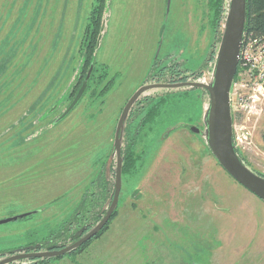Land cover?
Returning <instances> with one entry per match:
<instances>
[{
  "label": "rangeland",
  "instance_id": "obj_1",
  "mask_svg": "<svg viewBox=\"0 0 264 264\" xmlns=\"http://www.w3.org/2000/svg\"><path fill=\"white\" fill-rule=\"evenodd\" d=\"M93 6L0 0V221L11 219L0 225V260L28 247L45 251L31 248L58 234L99 175L114 188L117 122L130 97L152 83L154 63L176 64L192 82L212 79L220 40L208 0H106L84 70L80 48ZM148 97L166 99L147 124L149 108L131 120L136 102L129 113L122 150L127 131L131 138L139 131L134 158L121 167L114 216L78 254L47 264H264V203L220 167L203 135L182 126L205 132L207 92L154 89L139 100ZM243 118H232L236 152L264 176V111Z\"/></svg>",
  "mask_w": 264,
  "mask_h": 264
},
{
  "label": "water",
  "instance_id": "obj_2",
  "mask_svg": "<svg viewBox=\"0 0 264 264\" xmlns=\"http://www.w3.org/2000/svg\"><path fill=\"white\" fill-rule=\"evenodd\" d=\"M225 18L221 28V38L215 53L212 79L206 83L185 82L180 84L151 83L140 87L124 106L115 129L113 152L116 156L114 192L111 205L103 219L78 241L57 250L23 253L12 255L0 260V264H12L22 260H42L61 257L70 253L97 235L110 220L121 189V146L122 133L126 120L134 104L147 91L154 89H203L208 94V106L204 115L205 132L193 125H182L192 134L204 136L210 153L220 167L239 185L252 193L264 203V178L250 171L238 156L233 143V122L230 108V91L237 71L240 51L244 39L246 22V0H228ZM90 73H88L87 78ZM86 88L83 83L71 105L63 115H66L77 104ZM166 136V135H165ZM11 221H0V225ZM36 250V248H34Z\"/></svg>",
  "mask_w": 264,
  "mask_h": 264
},
{
  "label": "trees",
  "instance_id": "obj_3",
  "mask_svg": "<svg viewBox=\"0 0 264 264\" xmlns=\"http://www.w3.org/2000/svg\"><path fill=\"white\" fill-rule=\"evenodd\" d=\"M213 11V20H212V31L214 33V38L220 40L219 30L221 33V25L225 18V13L227 10V1L228 0H208ZM106 0H94V6L90 11L88 17V23L85 27V31L82 37V43L80 51L84 54L83 67L84 70L90 64H93V53L96 48V41L99 34L101 26V18L105 8ZM246 22L244 28V40L248 39H264V0H246ZM221 35V34H220ZM219 37V38H218ZM215 50L211 53V61L214 60ZM159 62L154 63V67L159 68L155 73L151 74L148 80H153L152 83H161V84H173L179 83L181 80L184 81V75L186 71L180 69L176 64H170L169 66H158ZM1 69V68H0ZM4 69V68H3ZM193 74H190V76ZM189 76V77H190ZM188 77V76H186ZM90 77L89 82H92ZM94 82V81H93ZM167 97V96H166ZM164 98V97H163ZM163 98L154 103L153 98H144L143 101L138 100L133 107L130 117L136 118L140 113L149 110L145 113L144 118L142 119V125L151 122L154 117H157L161 114ZM166 99V98H164ZM142 101V103H141ZM134 112V114H133ZM136 113V114H135ZM130 120V121H131ZM141 125V126H142ZM139 126L134 129L132 138L129 137L130 130L127 131V137L124 145V150L121 147V158L123 160V165L132 162L133 160V147L135 142V137L138 134ZM262 144L264 145V130L260 135ZM241 159V158H240ZM243 162V159H241ZM244 163V162H243ZM264 178L263 175H259ZM92 191L90 194L85 195L78 205L77 210L75 211L73 217L65 222L60 228V231L56 235L50 236L46 241H43L41 244L35 245L31 250L36 248V251H45L48 250H57L64 248L77 241L80 236L88 233L94 226H96L104 217L105 212L103 206L105 203L110 202L113 198L114 188L112 183L105 181L104 177L99 175L92 184ZM116 209L114 210L111 218L114 216ZM102 218V219H101ZM110 218V220H111ZM109 220V221H110ZM108 221V223H109ZM108 223L103 227V229L94 237L97 238L103 231L106 229ZM79 232L78 236L77 233ZM93 238V239H94ZM83 247V246H82ZM30 251V247H28ZM27 248V249H28ZM26 249V250H27ZM26 250H20L26 252ZM81 247L75 252L71 253L73 256L78 254L81 251ZM1 257V254H0ZM59 257L53 258L54 260ZM53 259H42L37 260L34 264H47Z\"/></svg>",
  "mask_w": 264,
  "mask_h": 264
},
{
  "label": "built area",
  "instance_id": "obj_4",
  "mask_svg": "<svg viewBox=\"0 0 264 264\" xmlns=\"http://www.w3.org/2000/svg\"><path fill=\"white\" fill-rule=\"evenodd\" d=\"M264 105V39L242 43L239 63L230 91L233 120H250L263 114Z\"/></svg>",
  "mask_w": 264,
  "mask_h": 264
},
{
  "label": "flooded vegetation",
  "instance_id": "obj_5",
  "mask_svg": "<svg viewBox=\"0 0 264 264\" xmlns=\"http://www.w3.org/2000/svg\"><path fill=\"white\" fill-rule=\"evenodd\" d=\"M184 71H186V70H184ZM185 79H184V81H180L179 83H173V84H180V83H185V82H192V80H188L189 78L191 79L192 77H194L193 75H191L190 77L188 76V77H186L187 76V73H185L184 75H182ZM193 83H196V82H193ZM175 89H177V88H175Z\"/></svg>",
  "mask_w": 264,
  "mask_h": 264
}]
</instances>
